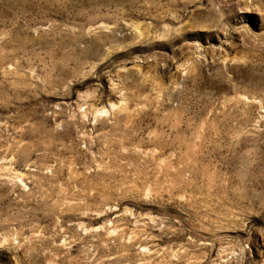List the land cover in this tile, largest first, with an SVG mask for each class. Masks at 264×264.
I'll return each mask as SVG.
<instances>
[{
  "label": "rangeland",
  "instance_id": "rangeland-1",
  "mask_svg": "<svg viewBox=\"0 0 264 264\" xmlns=\"http://www.w3.org/2000/svg\"><path fill=\"white\" fill-rule=\"evenodd\" d=\"M0 264H264V0H0Z\"/></svg>",
  "mask_w": 264,
  "mask_h": 264
}]
</instances>
